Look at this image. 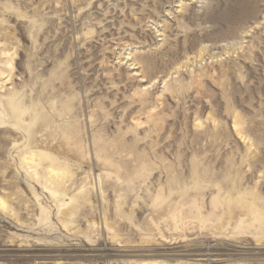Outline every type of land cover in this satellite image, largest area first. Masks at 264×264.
Instances as JSON below:
<instances>
[{
  "label": "rangeland",
  "instance_id": "obj_1",
  "mask_svg": "<svg viewBox=\"0 0 264 264\" xmlns=\"http://www.w3.org/2000/svg\"><path fill=\"white\" fill-rule=\"evenodd\" d=\"M0 264H264V0H0Z\"/></svg>",
  "mask_w": 264,
  "mask_h": 264
},
{
  "label": "bare ground",
  "instance_id": "obj_2",
  "mask_svg": "<svg viewBox=\"0 0 264 264\" xmlns=\"http://www.w3.org/2000/svg\"><path fill=\"white\" fill-rule=\"evenodd\" d=\"M53 171V170H52Z\"/></svg>",
  "mask_w": 264,
  "mask_h": 264
}]
</instances>
